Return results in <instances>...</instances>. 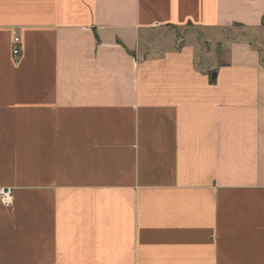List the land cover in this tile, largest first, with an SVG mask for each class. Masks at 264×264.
Here are the masks:
<instances>
[{"label":"crops","instance_id":"1","mask_svg":"<svg viewBox=\"0 0 264 264\" xmlns=\"http://www.w3.org/2000/svg\"><path fill=\"white\" fill-rule=\"evenodd\" d=\"M263 16L0 0V264H264Z\"/></svg>","mask_w":264,"mask_h":264},{"label":"rangeland","instance_id":"2","mask_svg":"<svg viewBox=\"0 0 264 264\" xmlns=\"http://www.w3.org/2000/svg\"><path fill=\"white\" fill-rule=\"evenodd\" d=\"M167 33H169V34H171L173 36H176L177 41L179 43L183 42V41H186L188 39H197L200 42H204L205 46H202L203 49H212L213 50V49L216 48L217 50H219L220 47H222L221 45L220 46H216L217 44H215L214 40H211V41L208 40L205 37V32L201 28L187 26L185 28L179 29L177 31V33H175L174 31H172L170 29H167ZM153 41L154 42L156 41V30L149 31L145 35V43H144V47L145 48L144 49L145 50H149V49L152 50V51H150L151 54H155L156 53V49L150 48V46H152V45H150V43L153 42ZM0 200H2V199L0 198Z\"/></svg>","mask_w":264,"mask_h":264},{"label":"built area","instance_id":"3","mask_svg":"<svg viewBox=\"0 0 264 264\" xmlns=\"http://www.w3.org/2000/svg\"><path fill=\"white\" fill-rule=\"evenodd\" d=\"M18 42H19V37L15 36L13 38L14 46L12 48V54L14 56H17L20 53V48L17 45ZM0 198L2 199V202H4V203H7V202L11 201L12 189L9 188V187L0 188Z\"/></svg>","mask_w":264,"mask_h":264},{"label":"trees","instance_id":"4","mask_svg":"<svg viewBox=\"0 0 264 264\" xmlns=\"http://www.w3.org/2000/svg\"><path fill=\"white\" fill-rule=\"evenodd\" d=\"M261 23H262V25L264 26V16L262 17ZM174 29H175V28H174Z\"/></svg>","mask_w":264,"mask_h":264},{"label":"water","instance_id":"5","mask_svg":"<svg viewBox=\"0 0 264 264\" xmlns=\"http://www.w3.org/2000/svg\"><path fill=\"white\" fill-rule=\"evenodd\" d=\"M215 76V72H213V74H212V77H214Z\"/></svg>","mask_w":264,"mask_h":264}]
</instances>
